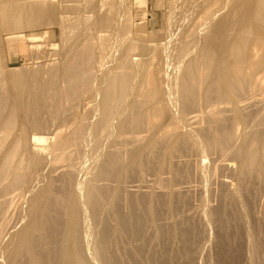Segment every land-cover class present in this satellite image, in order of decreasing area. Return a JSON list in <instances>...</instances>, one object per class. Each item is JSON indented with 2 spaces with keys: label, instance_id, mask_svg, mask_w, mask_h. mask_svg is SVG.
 <instances>
[{
  "label": "bare ground",
  "instance_id": "1",
  "mask_svg": "<svg viewBox=\"0 0 264 264\" xmlns=\"http://www.w3.org/2000/svg\"><path fill=\"white\" fill-rule=\"evenodd\" d=\"M25 1L26 2H24L23 0H1L0 21L2 20L1 22H3V24L2 23L0 24H2L1 26L3 32L8 31V33L12 34L11 36L15 37L19 33H21L22 29L33 30L34 27L36 28L38 26L41 27L48 26L49 28H47L46 34L44 33L45 35H47L49 34V30L52 27H54L53 22L56 20V18L57 19L60 18L64 22V16L63 17L61 16L64 13H60L59 10L56 11L53 9L50 10L45 9L37 5L38 1L35 2V0L34 1L25 0ZM204 1L206 2V0ZM220 1L223 0H214V2L212 0L211 2L210 0H207L206 2L207 4H204L205 8L207 9L209 7V9L211 8L213 9L214 6H215L214 8L223 7L219 5L222 3V2L220 3ZM224 1L223 4L226 3ZM228 1L231 2L232 0H228ZM228 1H227V6L229 5ZM233 1L234 2L231 4L232 6L228 7V9L231 8L229 9L230 11L225 12V14L223 11L225 10L224 7L222 8L223 10L220 8L219 11L222 10L223 11L222 14L224 15L221 14L222 16L219 18L217 17V15L219 14V12H217L218 9L217 8L214 9L216 11L215 12L216 17L214 16V18H218V19L217 20L212 19V21L213 20L214 21L211 26L209 23L210 21L208 22L209 29L211 28L210 30H212L211 33L212 35H210V33L208 32L209 29H207L208 31H205L202 28L203 25H201L203 23H206L207 20H209V18L207 20L205 19V21L202 19L204 22L201 24H199L200 23L199 20L195 21V19H198L200 16L198 18L196 17L195 19L193 18L192 19L193 21L191 20L192 24L194 23V21L195 23L198 22L199 26L196 23V26L198 28L202 26L201 28L209 34L208 38L205 36L207 35V33L204 34L205 32L203 33V30H201V28H199L197 32V29H195L197 28L196 26L193 27L194 25H192L190 21L181 18L183 22L188 21L190 23L187 24L192 25L193 28H191L188 25L189 28L192 29V30L190 29V31L192 32L189 31L191 33V38L196 37V40L194 41L196 42L198 40L200 41L202 40L201 42L203 44H198V46L199 45L201 46L196 47L197 50H194L195 44L199 42L194 44L193 39L192 41L187 40V39L190 40V36H189L190 33L187 31L188 30L187 25L184 24L181 20V23L186 25L187 30L185 31L189 33V35L186 33V36L188 35L187 37L189 38L186 37L187 41L185 40L182 41L181 43L179 41L177 42L178 46L175 48L176 53L173 51L175 55L172 52L173 55L170 56L171 52L169 53V51L168 53H165V54H169L171 59H173L172 60L173 62L170 61L172 62L173 65L177 61V63L179 65L181 64L180 66H182V67L178 66L181 70L179 71V73L177 72L178 74L175 76V82H174L175 84H174V88L172 87V91L169 90L171 88L170 86H169L170 88L168 87L166 88L167 92H169L168 94H170V92H173V97L168 95H166L165 97V99L169 97L173 98V99L171 98L172 100L169 98L170 101L168 100L169 101V105L167 104L168 107L167 105L165 107L163 104L165 103L163 102V98L167 93L166 92L165 94H163V91H165V89L162 92H159L158 89H156V86L158 87L157 85L158 83L155 82L154 80L153 81L155 82V85L151 83L152 81L150 82V79L149 80L146 79V81L141 82L143 78H145V77L143 78L140 77L143 76L142 75L143 72H141L143 69H141V67L140 68L136 67V69L137 70L141 69V71L140 70L138 71H140L142 74L138 72L141 74L138 77L139 79L141 78L142 80L140 79L141 81H139L137 79L141 83L136 82L135 80L136 74H133L131 71L134 70L133 67L134 65L136 66L137 64L135 63L138 62L132 59L133 57L131 55L132 54L131 50L133 51V49H130V47H127L130 49V50L126 49L129 50V53H127L124 59H122L119 68H117V70L113 72V74H109L108 71H106L111 76L105 77L95 84L96 82L95 81L96 75H94L96 74L94 71L95 61L93 62V60L95 59L93 58L96 57V56L94 57V55H96L97 53H93L95 52L94 51L95 46L94 48H92L93 47L92 43L91 44L90 42L87 43L89 39H90L89 41H91L92 38L95 37L90 36V33L87 34L84 31L82 32H84L85 35H89L92 38L88 37L87 39V36L86 38L85 36H81L84 37V39L86 40L85 42H82V40L84 39H81V37H77L75 35V37L79 38V41L82 42L80 43L77 39L75 41L73 39V36H71L75 42L71 43L72 45L70 44L69 47L67 46L68 47L67 49L65 47V51L63 49L64 54L62 59H60L61 61L59 60L60 62L55 63L51 68L48 66V68L50 69L43 73L37 72L38 70L37 71L25 70V72L23 70H22L23 72L22 71L17 72L16 70L13 72L12 70L11 72L5 71L4 66H2L3 63L1 62V53H0V71H2L3 73V76L0 78L4 79L3 82L0 80V185L6 183L3 185L4 188L3 186L0 187L2 189V190L0 189L1 190L0 193L4 189L3 191L4 193H2L0 197L1 196L4 197L3 194H5L6 197L9 194L11 195V193L12 194L14 193V195H16L17 192L15 194V191H18L19 198L17 201L20 202L19 201L20 197L21 199H23L21 200L23 204H21V202L19 203L20 205H22L21 207L22 213L20 212L21 215H19V217L17 216L19 220H16L15 218L14 221L16 223L18 222L17 226L15 224L16 227H14V231L12 230L11 232L9 231L10 234L9 235L7 234L8 237L4 238L7 239L5 240L6 242L3 243L2 241H0V243L2 242L1 245H3L0 248V264H180L179 263L180 259H185L189 261L190 256L192 257L191 253L194 254L195 256V253L192 251L196 249H193L192 245L195 243V240L198 241L199 239L198 237L200 230L198 231L197 229H199L200 226L197 223H195L199 226V228H197V226H194L196 227L195 229L194 227H192V225H190V223H192L191 222L192 218L191 217L189 218L188 217L189 215L186 214L189 212V214L191 215L192 209L190 212L189 211L190 206L189 207H187V205L184 206L185 203L182 202V205L185 207L184 211H186L189 208L188 212H186L185 215L184 213H182L183 211L181 209L179 210V213L176 211L180 208L179 204H181L180 202L182 201L183 198L179 196L180 195L179 193H182V191L177 193L180 190L177 191L174 187L178 186L179 184L181 186L182 183H180V179L182 178L181 182H183L184 179L186 180V177L189 172L188 170H187L188 173H186V171L184 172L183 168L181 170V166L183 167L182 163L180 168L178 167L179 165L177 166V163H175L176 161L178 162V160L180 159L179 155L177 156L178 160H176L177 158H175L176 160V161L174 160L175 162L171 160L174 155L176 156L177 153H182L185 156V153L187 150H189V148L190 149L192 148L200 153L199 154L201 155L200 161L202 164L204 163L205 159L207 160V158L209 159V156L213 155L212 152H214V149H219L221 152H223L221 154H224V152H228V154L230 152L233 153V158L235 162H237V167L235 166L236 170L234 166L231 167L230 164L231 162L227 163V165L230 164L228 169H230L231 167L235 170V172L233 171L234 176H232L233 173L232 175L230 174L233 178L232 179L233 181L231 180L232 182L230 181L227 182L224 180L225 182L222 183L220 180L221 183L220 185L222 187L223 185H225L226 187L224 186V188L228 187V190L231 189L232 191V192L230 191L231 194L229 193L230 194L229 196L224 195V197L226 196V198L228 196L227 200L222 196L226 200V202L222 204V207L220 208L218 207L220 203L217 202L221 199L219 197L221 195L218 196L219 200L216 198L218 201L216 202L213 201L214 203L218 204L217 205L218 208H215L216 204L212 203L213 204L212 205L210 203L212 199H210V201L207 202L210 203L209 204L210 206L211 205L213 206L212 209L213 211L209 210L210 213L208 212L209 214L207 215L208 217L210 216L212 223L216 226L217 229L216 231L217 233L214 231L217 234L216 237H214L216 238V241L215 239L213 238L212 239L216 242V243L214 242V244H216V249H218L217 256L219 258L218 257L217 258L218 261L220 260L219 263L221 262L222 264H240L241 258L239 256L240 254L242 255L241 252L244 244V242H242V239L245 240V243L247 242L246 243L247 245L244 244V246L246 245V247L251 252V253L247 252L251 254V259H250L251 261L248 260L249 257L247 255L248 257L247 261H250L249 264L262 263L263 260L261 259L263 258L260 256L262 254L264 255V238H263L264 236L262 234L264 231L261 234L259 232L264 230V227L260 226L262 221L261 222L258 221L260 222V225L257 224L258 223L257 222L258 219H256L257 217L254 218L256 219L255 221H252L254 220L252 219L253 218L252 216H254L252 214L258 213L257 212L258 208L256 210L255 209L256 206H255L254 209L256 210V212L253 213L251 212L253 209L251 210L252 202L250 201V198L253 196H249V194L252 193L253 195L254 191L251 193L250 191L253 189L252 187L255 184L254 180L255 181L260 180L261 182L262 180H264V0H233ZM200 2L202 3V0ZM201 3L197 5H200L201 7ZM118 5L119 4L117 3V6ZM179 5H181V3ZM204 5L202 6V8L204 7ZM63 6H61V8ZM69 6L70 5H68V7ZM92 6L94 7V5ZM92 6L90 8H93ZM64 8L66 9L65 6ZM197 8L199 9V7ZM69 9L72 8L69 7ZM95 9H93V11ZM104 9L102 11L106 13L105 12L106 9L105 10ZM212 9L209 11L206 10L207 12L203 11V13H208V14H203V16L209 15L210 11H212L211 14L209 15L210 17L211 15H215V13L212 14L214 11ZM107 10L109 11V9ZM67 11H65V13L67 12L68 15L69 10L67 9ZM93 11L92 13H94ZM74 12L75 11H73V13ZM176 12H178V10H176ZM198 13L199 12H196V14ZM190 14L192 16V14L194 15L195 13H190ZM104 15L105 14H103L102 17L98 18L97 20L101 29L99 30L101 31V34H102V30L104 31L105 28L110 29L111 26L113 27L111 23L113 20L111 21L109 18L111 15L110 14L109 16H104ZM185 16L184 18L187 19L189 15L187 17ZM129 17L131 16L129 15ZM90 18L91 17H89V20H91ZM178 18H176V20ZM67 19L69 20L68 17ZM71 20L73 19L71 18ZM76 20L78 21V18ZM73 21L76 22L75 20ZM80 21L81 20H79L78 22ZM66 22H64V24ZM82 22H84V20H82ZM174 22L175 21H173L172 23L174 24ZM85 23L87 24L88 22ZM208 23L207 25H205V28L206 26H208ZM116 24L118 23L116 22ZM178 24H176V26ZM68 25H70V22ZM71 25L74 26L75 23ZM172 26L175 27L174 25ZM116 27L118 26H115V29H118L119 32L118 30L116 31L115 29L113 31L119 34L121 30L119 27L118 28ZM84 29L85 28H82V30ZM110 30L105 29V32ZM166 30L167 32L169 31L168 29ZM199 30L202 31V34L204 35L200 34ZM75 31L77 33L79 30L78 31L75 30ZM91 31L94 32V30L92 29ZM177 31L180 32L179 30H176L174 32L176 33ZM71 32L69 34H71ZM174 32L173 31L171 32L170 30L169 35L171 36L172 33ZM109 33L110 32H108L107 34ZM175 33L173 36H176ZM181 33L183 34V32H180L179 34L181 35ZM44 34L43 35L33 34L27 36L26 38L34 40L35 38H38V36L40 38H43L45 36ZM103 34L101 36H103ZM63 35H64V31H63ZM109 36H111V33L109 34ZM109 36L108 35L105 36L107 37V40ZM68 37H70V35ZM105 37H101V39ZM171 37H169V39ZM184 37H185V32H184ZM174 38H177L176 40H178L177 36ZM180 38H182V36ZM62 39L61 41L59 40L60 43L62 42ZM117 39L115 38V40ZM66 40H65V44H66ZM73 40H71V42H73ZM96 40H93L91 42H93V44L95 45L94 42ZM110 40H114L113 37H111ZM68 41L70 42L69 39ZM173 41H175V39L172 40V42ZM109 42L111 43L112 41ZM118 42H116V44ZM110 43L109 44L107 43L106 45H110ZM124 44L125 43H123V45ZM130 44L131 43H129L128 46ZM166 44L172 47V44L171 43L169 44V40H167ZM173 44L176 43L173 42ZM168 45H166V47H168ZM111 46L112 44L110 45V49H112ZM146 46L145 48L141 46H140L141 48L138 47V49L140 48L139 50L135 48L137 47V45L133 47L136 50H138V53L141 56L139 57L141 58L142 63L143 64L147 63L145 64L147 66L149 62L155 60H150V58L154 59V56L150 55L151 53L149 50L150 45L149 47H147L150 53H148ZM106 49L107 48L105 47V49L101 51L104 52L105 50L106 52ZM110 49L108 48V51ZM163 49L164 48L162 47V50ZM169 50L172 51L174 50V48ZM108 51L106 53L107 55H109V52L111 50L109 52ZM102 52H100V54ZM115 52L117 53L119 51L116 50ZM115 52L114 53L111 52V53H113L114 55ZM124 52L126 53V51ZM190 53L192 56L190 55ZM101 56L103 57V55ZM117 57L118 56H115L116 59ZM107 59L108 56L106 60ZM165 60L168 61L167 58ZM174 60L176 61L174 62ZM116 62L117 61H115V63ZM142 63L140 62V65ZM145 65L143 66L145 67ZM148 66H150V64ZM131 68L133 70H131ZM148 71L145 70V72ZM130 73H132V76H134L135 78L134 81L137 83L135 85L136 87L134 86L135 88L131 87V82L133 77L131 76ZM108 74H106V76ZM151 74L152 72L149 73V76ZM1 75L2 74H0V76ZM144 76H148V74ZM5 83H7L6 86H4ZM93 84L96 85V90H95L96 92L94 94L95 96L92 95L93 98L91 100L93 101L94 99V101L96 102V105L94 104L96 109L94 107L91 108V106L90 108L93 111L95 110L97 113L95 115L93 114L95 116L94 117L95 122L94 123L92 122L93 124H89L87 122H89V118L93 116L91 115V111H90L91 109L89 110L88 108L85 107L90 111V113L88 110H87L88 114L82 112L81 110L80 111L82 113H80L79 103L75 104V102L77 100H81L88 87H91ZM168 85H170V83H168ZM253 91H255L254 92L255 94L252 96L253 97L252 98L251 93H253ZM251 98L253 100H251ZM250 105L252 106V108L257 107V109L253 110L252 108H250L251 107ZM66 107H68V109L70 108L69 110L70 112L73 113L78 112L80 114L78 116L79 119L77 118L76 120L69 121L68 118L62 117L65 116L64 115L65 113L61 111ZM250 109L252 111H250ZM95 111L92 113H95ZM58 112L63 113L61 117L64 118L63 120L61 119L63 123L60 122L59 124L62 125L64 124V126H66L67 129L62 131L58 129V132L55 134L54 138H52V143H50L51 145L50 148L47 147L49 149V154L48 156L45 157L42 156V152L40 155V151L36 150L37 148L35 147L37 144H41L45 142V140L37 137L31 138L30 135L32 134L31 132L33 131L34 132L39 131V133H41L40 131H44V130L50 131V129L48 130V128H46V122L43 121V118H46L45 116L46 114H49L47 116H50ZM226 113L227 115L228 113H230L231 117L229 118L225 117L224 115H226ZM201 114H205L204 121L208 119L209 123L210 124L212 123L215 126L210 125L209 127L211 129H209L207 125H204L205 128H202L203 126H200V123L204 121L202 120H201L202 122L200 121V119H202ZM51 117L52 116L47 117L48 119L50 118L49 119L50 122L53 119ZM47 118L44 120H47ZM57 124L55 125V127L57 126ZM198 124L200 127L197 126ZM48 125L49 124H47V127ZM51 126L50 128H53ZM213 127L217 128L215 132H212ZM160 131H163L161 132L162 137L158 134L160 133ZM146 133H149V135L145 137L144 135L143 137L141 136L142 134H146ZM103 134L105 135L102 137ZM157 135L160 136L161 140L160 138L159 140H157L158 139L156 138ZM101 137L102 138L106 137V139L103 140L104 142L102 141ZM136 142L139 145L136 144L137 146L135 147L133 146V149L131 148L132 150L130 149L131 152L128 151L126 147L127 144L129 146L130 143L133 145V143ZM121 143L126 144V146L124 144L123 146L126 147L127 153L130 152L129 154L130 157L127 158L128 159L127 162H125L124 160L126 156H124V159L122 158L124 153H121L122 148H119L122 147ZM117 144H119L120 146L118 147ZM115 145L119 148V151H115V149L113 148ZM74 146L76 148L78 147V149L76 150H79V152L81 147L82 150L80 153L84 151V147L88 146L86 148L87 151L85 149L84 153L86 154L87 152L86 155L91 160L90 162L91 167L87 168L88 170L84 173L80 171L81 169L80 170L78 169L79 162L78 164L74 162L75 166L77 164L78 167L77 170H79L81 174H86L84 181L79 184L78 182L77 183L75 182L76 179L78 180L77 174L73 175V173L76 172L71 170V168L75 170L76 169L75 166L68 168L69 171L64 172L63 169L64 167L67 166L70 167V165H72L73 163V162H69L71 163L69 165L67 162L65 164V162L68 160L69 156L71 155V154L69 155V151H71V147L73 148ZM150 147L152 148V155H153L152 158L150 156L151 159L147 158L149 156L146 155V152H148ZM230 149H233V152L229 151ZM73 151L76 153V155L79 153L78 151L77 152L75 150ZM74 152L71 151V153ZM228 154L225 155L227 156V159H228ZM81 155L78 156L81 157ZM120 155H122V157ZM196 155L197 157H199L198 153ZM73 156L74 154L72 155V157ZM193 156L195 155L193 154ZM219 156L221 157V155ZM222 157L224 156L222 155ZM165 158L166 159L168 158L167 161H169V163L165 160ZM230 158L233 160L232 156H230ZM71 159L72 158H70V160ZM210 159L209 161L206 162H210L211 161ZM75 160L73 157L72 161ZM81 160H80L81 162L86 161L84 159ZM122 160H124V162ZM217 160L219 159H216L215 161L217 162ZM157 161L160 163L156 164ZM170 161H173L175 164L173 162L171 163ZM200 161H198V163ZM215 161L214 163L210 162V165L215 164L216 163ZM221 162L224 163L223 160ZM63 163L65 165L64 167L62 166ZM164 163L166 164L165 167H164ZM80 164L82 166V163ZM222 164L221 165L218 164L219 165L218 167L222 166ZM234 165H236V163ZM81 166L80 168H82ZM158 166L161 167L162 169L165 168V170H167L166 173H169V175L165 174V177H162L161 179L163 178L165 179L167 176H170L172 174L173 176L172 180H174L173 183L177 184V182L175 181L179 180V183L177 185L175 184V186L173 187L175 189V192L173 191L172 194L168 193L170 194L171 201L167 199L169 197H167L166 199L170 201L169 202L170 209L173 210V212L176 211L175 214L178 213L180 214V216L181 214L184 215L182 217H184L186 220L189 218L190 223L185 221V225L184 223H182L183 225L181 223H180L181 225H179L178 222H181V220H179L182 218L181 217L178 219L177 223L174 220L176 224L172 225V227L170 226L167 227L168 225L166 222L168 220L166 218L167 221L165 222L164 217L166 216H163L164 206L166 204L165 199L163 201L164 190L162 189V187H160V185H158L159 189L161 188L162 189L161 191L163 193H161L159 189L155 190L158 187H154V188L152 187L158 184L156 182H160V181L155 182L150 180L152 181L150 182L148 180L149 182L147 181L145 187L142 186L144 185L142 183H141L142 185L140 184L141 187L133 183L134 180L136 183L139 180L138 179L139 177L135 176L136 174L138 175L137 172L151 171L152 173V171H155V169H159L157 168ZM224 167H228V166L224 164ZM224 167H222V169ZM208 168L206 167L204 168L206 170L205 171L203 170L204 174L202 179L197 178L196 180H202L205 191L209 193L211 189L209 188L210 187L209 183H214V180L210 181L211 178L209 176L211 175L212 170H213L212 173H214V169L211 166L210 169ZM228 169L224 168L223 171H220L221 174L226 170H227L226 173L229 174ZM192 172L193 171H191V175ZM162 173L161 175H163ZM193 173H195V170ZM224 173L222 174V176L224 175ZM56 174H59L60 176L58 177L56 176ZM75 175H76V179H75ZM230 175L229 178L231 177ZM134 176L138 179L137 181L136 179H134L135 178ZM149 176L152 177V174ZM200 176H202V174L199 175L198 177L200 178ZM227 176L228 175H225L226 178H228ZM146 177L147 176L144 177L143 180L144 182H146L145 181ZM183 177L185 178L183 179ZM192 177L193 176H191V178ZM131 178L134 180H132ZM80 179H82V177ZM129 179H131L132 181H129ZM154 179L155 178H153V180ZM167 179L168 181H170L169 177ZM188 179L190 180V178ZM193 179L195 178L193 177ZM193 179L191 182H193ZM58 180L60 184L62 183V185L60 186L57 185ZM126 181L127 182L129 181L130 185H128L129 184L128 182L126 184L128 186H123L126 183ZM164 181H166V179ZM258 181L257 183H259ZM251 182L254 183L252 184ZM202 183L200 184L201 187H202ZM133 184L136 186H134ZM184 184L183 186L185 187L186 184L185 185ZM210 185L213 186L212 184ZM164 186L163 188L167 187ZM168 186H170V184ZM222 187L220 188L223 189ZM136 188L137 190L142 192L141 196L139 198L137 197L138 199L134 198L135 196L134 192H136ZM149 188L150 189L153 188V191L149 190L150 191L149 192L148 191ZM213 188H212V192H214ZM177 189H179V186ZM123 191L127 192L128 195L130 196L129 197L130 199L126 198L128 200V206H129V213L127 214L126 212H124L125 213L124 214L121 210V205H122L121 203L124 201L121 200ZM185 191L186 190H183L182 194H184ZM205 191L203 190V192ZM203 192L201 191L202 194ZM222 192L223 191L221 190V193ZM210 194L212 193L210 192ZM208 196L209 198L212 197L211 195H207V197ZM180 198L181 201L179 200ZM6 199L3 200V203L2 201H0V212L2 211L3 214L7 213L8 210H10L8 205L11 202H12L11 204H13V200H15L13 199V197H12L13 200L11 202H10L11 197H9L10 200L7 199L9 202ZM17 201H15L16 204ZM204 201L206 200L204 199ZM254 201L256 202V200ZM19 204L17 206H19ZM13 206L14 205H12L11 210H14ZM210 206L208 207L211 209L212 207ZM18 208L19 207L15 208L16 212H18L17 211ZM11 212L10 214H12ZM18 213L16 214L18 215ZM194 213L195 212H193V214ZM10 214L8 213V216ZM185 216H187L188 218H186ZM2 217L4 220L3 215ZM8 218L9 217H7L6 219ZM161 219H163L162 222H160ZM262 219L264 220V217ZM209 220L210 219H208V221ZM183 221L184 220H182V222ZM248 221H250V225L247 224L249 227L248 226L246 227V223ZM1 223L4 224L6 223L4 221L3 222L0 221V226L2 227L4 226L6 228V226L4 224L1 225ZM160 223L162 225H160ZM165 224L167 225L166 227ZM148 228H153L154 230ZM147 229L151 231L153 230L154 233L153 234L151 233L152 235H149ZM151 231H149V233ZM1 233H3V231ZM257 233L262 235L263 240L261 239V236L259 234L257 235ZM202 234H203V230L201 231V235ZM201 235H200V239L202 238ZM173 239L178 240L180 243L179 246L180 248L177 246L178 245L177 243H176L177 245L175 244L179 248V249L176 248L178 250V251L176 250L177 252L174 250L172 252L171 251L172 249L171 250L169 249L172 248L170 246L173 243L171 244L170 240H172L173 242ZM169 242L171 245L169 244ZM241 242L243 243L242 246H241ZM196 243L194 245H196ZM199 246H201V244ZM194 248H196V246ZM185 260L183 261L186 263ZM184 262L181 263L184 264Z\"/></svg>",
  "mask_w": 264,
  "mask_h": 264
},
{
  "label": "rangeland",
  "instance_id": "2",
  "mask_svg": "<svg viewBox=\"0 0 264 264\" xmlns=\"http://www.w3.org/2000/svg\"><path fill=\"white\" fill-rule=\"evenodd\" d=\"M24 2H26L25 0H23ZM32 1H34V0H32ZM38 1V3H37V5H39V6H41V7H43V8H45V9H53V10H59L60 11V13H64L63 15H61L62 17L64 16V22H66L68 19H67V17L69 18V20L64 24V22L59 18V19H57L56 18V20L53 22V26L54 27H52L50 30H49V34H47V35H45L46 34V32H47V28H49L48 26H46V27H44V26H38V27H34L33 28V30H24V29H22L21 30V33H19L17 36H11L12 34H10V33H8V31H6V32H3V30H2V24H3V22H1L0 21V23H2V24H0V53H1V62L3 63L2 64V66H4V70L5 71H10L11 72V70H12V72L13 71H19V72H21L22 70L25 72V70H27V71H31V70H35V71H37V72H39V73H43V72H45V71H48L55 63H58V62H60L61 60L60 59H62V57H63V54H64V51H65V47H66V49L70 46V44L71 43H74L75 41H76V39L79 41V38H76L75 37V35L77 36V37H81V36H85V38H86V36H87V39H88V37L89 38H92V37H95V38H92V40L91 41H93V40H96L94 43H95V45L93 44V42H91V41H87V43H89L90 42V44L92 43V48H94V46H95V52H93V53H97L96 55H94V57L96 56L97 57V59H96V57L95 58H93V59H95V60H93V62L95 61V70H94V68H93V70L95 71V73L96 74H94V75H96L95 76V84L96 83H98L101 79H103V78H105V77H108V76H111V75H109V74H113V72H115L116 70H117V68H119V66H120V64H121V62H122V59H124V57H125V55L127 54V53H129V50L130 49H133V51L131 50V52H132V59H134L136 62H138V63H135V64H137L136 66L134 65V67H133V69L131 68V70H133V71H131L133 74H136V79L134 78V76H132V73H130L131 74V76L133 77L132 78V82H131V87L133 88L137 83L136 82H139V81H141L140 79H139V77L138 76H140L142 73L141 72H143V76H140V77H145V78H143V80L141 81V82H143V81H146V79H150V82L152 83V84H154L155 85V82H157L156 84L158 85V87L156 86V89H158V91L159 92H162L164 89H165V91H163V94H165L166 92H167V87L168 88H170L169 90L170 91H172V87L174 88V82H175V76L179 73V71L181 70L178 66H180L178 63H177V61L176 60H174V62H175V64L174 65H176V66H174L173 64H172V60L173 59H171V57L170 56H172L173 55V53L175 52L176 53V50H175V48L178 46L177 44V42L179 41L180 43L182 42V41H185L187 38H189V37H187L188 35H189V33L190 32H192V31H190V29L191 28H193V27H195L196 26V23L198 24V22H196L195 23V21H200V23L199 24H201V23H203L204 21H205V19L207 20L208 18H209V20H207V22L206 23H203V24H201V25H203V27L202 26H200L199 28H203L205 31H208L207 29H209V23H210V26L212 25V23H213V21L214 20H217L219 17H221L222 15H224L225 14V12H227V11H230L229 9H231V8H229L228 9V7H231L232 5V3L234 2L233 0L231 1V2H229L228 0H223L224 2H226V3H224L223 4V1H220V3L222 4H219L220 6H223L224 7V9L226 10H223L222 8L223 7H220L219 5V7L224 11V14H222V10L221 11H219L220 10V8H217L218 9V11L217 12H219V14L217 15V17L218 18H214V16L216 17V11L214 10V9H216V8H214L213 7V9L212 10H214L213 11V13L212 14H214L215 13V15H211V17L209 16L210 14H211V12L212 11H210L209 13V15H205V16H203V14H208V13H203V11L204 12H207V11H209V10H211V9H209V7L207 8V9H209V10H207L206 8H205V5L204 4H207L206 2H207V0H206V2L204 1V0H202V3L200 2L201 0H171V3H170V0H35V2H37ZM94 1V2H93ZM118 1V2H117ZM128 1V2H127ZM189 1V2H188ZM192 1V2H191ZM194 1V2H193ZM196 1V2H195ZM199 3H198V2ZM204 1V2H203ZM213 2H214V0H212ZM227 1L229 2V5L227 6ZM0 2H1V0H0ZM93 2V3H92ZM101 2V3H100ZM111 2V3H110ZM113 2H114V4H113ZM115 2H117L119 5L117 6V3H115ZM120 2V3H119ZM184 2V3H183ZM210 2H211V0H210ZM212 2V3H213ZM89 3H92V4H89ZM96 3V4H95ZM181 3V5H179V4ZM188 3V4H187ZM191 4V6H190V4ZM195 5H194V4ZM201 3V7H200V5H197V4H200ZM208 3H209V1H208ZM1 4V3H0ZM111 6H110V5ZM116 4V5H115ZM127 4V5H126ZM172 4V5H171ZM187 4V5H186ZM194 6H193V5ZM211 4V3H210ZM210 4H208V5H210ZM66 7V9L64 8V6ZM68 5H70L69 7L70 8H72V9H69V7H68ZM92 5H94V7L96 8H94ZM99 5V6H98ZM103 5V6H102ZM107 5V6H106ZM115 5V6H114ZM178 5H179V8H178ZM182 5H183V7H182ZM204 5V7L203 8H205V9H203L202 8V6ZM212 5V4H211ZM225 5V6H224ZM61 6H63L62 8H61ZM88 6V7H87ZM93 7V8H90V7ZM122 6V7H121ZM173 6V7H172ZM184 6H185V8H184ZM187 6V7H186ZM193 6V7H192ZM199 7V9L197 8V7ZM102 9H101V8ZM109 7V8H108ZM126 7V8H125ZM196 7V8H195ZM206 7H207V5H206ZM211 7V6H210ZM226 7V8H225ZM107 10V9H109V11L107 10H105V9ZM111 8V9H110ZM117 8V9H116ZM120 9V11H119V9ZM178 8V9H177ZM187 8V9H186ZM195 10H194V9ZM201 8V9H200ZM67 9L69 10V13H68V15H67ZM73 9H75V10H73ZM85 9H87V10H85ZM88 9H89V11L90 10H92L93 11V9H95L96 10V12H95V10L93 11L94 13H92V11H88ZM105 10V12L106 13H104V11H102V10ZM179 9H180V11H179ZM203 9V10H202ZM228 9V10H227ZM75 11L74 13H73V11ZM170 10H172V11H170ZM176 10H178V12L179 13H181V14H179L178 12H176ZM182 10V11H181ZM186 10V11H185ZM197 10V11H196ZM200 10V11H199ZM65 11H67L66 13H65ZM72 13H71V12ZM78 13H77V12ZM82 13H81V12ZM97 11H98V13H97ZM113 11H115V12H113ZM174 11V12H173ZM188 11V12H187ZM191 11V12H190ZM111 15L109 18H110V20L112 21L111 23H112V25H113V27L111 26L110 27V29L109 28H105V29H108V30H110V31H106L105 32V29H104V31L102 30V34H103V36H101L102 34H101V31H99V30H101L100 29V26H99V24H98V22H97V20H98V18H100V17H102V15L103 14H105L104 16H109V14ZM175 12H176V15H175ZM184 12H185V14H184ZM195 13L196 14V12H199L198 14H192V16H191V14L190 13ZM78 14V16H77V14ZM89 13V14H88ZM103 13V14H102ZM120 14V15H118V14ZM201 13V14H200ZM92 14V15H91ZM100 14H101V16H100ZM106 14H108V15H106ZM115 14V15H114ZM169 14V15H168ZM184 14V15H183ZM189 16H188V15ZM222 14V15H221ZM98 15H99V17H98ZM129 15L131 16V17H129ZM171 15V16H170ZM179 15V16H178ZM182 15V16H181ZM185 15H187V16H185ZM198 15V16H197ZM60 16V17H61ZM66 16V17H65ZM76 16V17H75ZM81 16H84V17H81ZM94 16V17H93ZM115 16V17H114ZM117 16V17H116ZM175 16V17H174ZM184 16L185 17H187V19L186 18H184ZM200 16V17H199ZM213 16V17H212ZM74 17V18H73ZM89 17H91L90 19L91 20H89ZM93 17V18H92ZM170 17V18H169ZM178 17H180V18H178ZM198 18V19H195V18ZM202 17H204V18H202ZM207 17V18H206ZM66 18V19H65ZM71 18L73 19V20H75L76 22H74L73 20H71ZM78 18V21L79 20H81L80 22H78L76 19ZM80 18V19H79ZM95 18H96V20H95ZM108 18V17H107ZM113 18V19H112ZM131 18V19H130ZM176 18H178L177 20H176ZM181 18H183L184 20H188V21H190L191 22V24H192V19L194 18L195 19V21H194V23L192 24V25H194L193 27H192V25L191 24H187V23H190V22H186V21H184L183 22V20L181 19ZM189 18V19H188ZM1 19V18H0ZM171 19V20H170ZM204 21H203V20ZM212 19H214L213 21H212ZM66 20V21H65ZM82 20H84V22H82ZM87 20V21H86ZM120 21V22H118V21ZM168 20H169V22H168ZM181 20H182V22L184 23V24H186L187 25V29H186V25H184L183 23H181ZM192 20V21H191ZM72 21V22H71ZM92 21V22H91ZM119 24H116V22ZM131 21V22H130ZM173 21H175L174 22V24L172 23ZM210 21V22H209ZM212 21V22H211ZM59 22V23H58ZM69 22H70V25H68L69 24ZM78 22V23H77ZM85 22H88L87 24L85 23ZM128 24H127V23ZM168 22V23H167ZM178 22H179V24H178ZM209 22V23H208ZM23 23H25V22H23ZM73 23H75V27L74 26H72L71 24H73ZM76 23H77V25H76ZM80 23V24H79ZM96 23H97V25H96ZM130 23V24H129ZM172 23V24H171ZM207 23H208V26H206V28H205V25H207ZM55 24H57V25H55ZM67 24V25H66ZM95 24V25H94ZM114 24H116V25H114ZM120 24H121V26H120ZM171 24V25H170ZM176 24H178L177 26H176ZM183 26H182V25ZM199 24H198V26H199ZM63 25V26H62ZM80 27H79V26ZM85 25V26H84ZM169 25V26H168ZM172 25H174L175 27H173ZM191 27V28H189V26ZM68 26V27H67ZM73 28H72V27ZM77 26V27H76ZM88 26V27H87ZM94 26H97V27H94ZM115 26H118L119 28H120V33L119 34H117L115 31H113L114 29H115ZM59 27V28H58ZM70 27V28H69ZM79 27V28H78ZM118 27H116V28H118ZM129 29H128V28ZM178 29H177V28ZM180 27H182V28H180ZM197 27V26H196ZM72 28V29H71ZM82 28H87L86 30L84 29V30H82ZM95 28V29H94ZM113 28V29H112ZM170 28V29H169ZM176 30H179L180 32H183V34L181 33V35L179 34L180 32H174V31H176ZM198 27L197 28H195V29H197V32H198V29H199ZM201 28V30H203ZM66 29V30H65ZM70 29V30H69ZM91 29L92 30H94V32L93 31H91ZM166 29H168L169 31L167 32V30ZM182 31H181V30ZM211 29V28H210ZM209 29V33H210V35H212L211 33H212V30H210ZM2 30V31H1ZM75 30H79L77 33H76V31ZM116 31L118 30V29H115ZM125 30V31H124ZM170 30H171V32L173 31L175 34H176V36L178 37V40H176L177 38H174V37H176V36H173L174 35V33H172V37L169 35V32H170ZM185 30H187L189 33H187V31H185ZM192 30V29H191ZM203 30V33L205 32ZM63 31H64V35H63ZM71 31H73V32H71ZM82 31H84L85 33H87V34H89L90 33V36H92V37H90L89 35H85V33L84 32H82ZM2 32V33H1ZM19 32H20V30H19ZM23 32V33H22ZM71 32V34H69ZM108 32H110L111 33V36H109V34H107ZM118 32H119V30H118ZM184 32H185V37H184ZM45 33V34H44ZM62 33V34H61ZM70 35V37L71 36H73V39L75 40H73L72 39V37L70 38V37H68L69 35ZM82 35H81V34ZM113 33V34H112ZM167 33V34H166ZM186 33L188 34L187 36H186ZM199 33L200 34H202V31H200L199 30ZM207 32H205L204 34H206ZM33 34H38V35H45L43 38H40L39 36H38V38H35L34 40L33 39H27L26 37L27 36H29V35H33ZM61 34V35H60ZM74 34V35H73ZM80 34V35H79ZM100 34V35H99ZM108 35L109 37H108V40H107V37H105L106 35ZM117 34V35H116ZM171 34V33H170ZM193 34V33H192ZM204 34H202V35H204ZM65 35H68V36H65ZM94 35V36H93ZM166 35H167V37H166ZM208 33H207V35H205L207 38H208ZM4 36V37H3ZM61 36V37H60ZM66 38H65V37ZM100 36V37H99ZM115 36V37H114ZM118 36H119V38H120V40H119V38H118ZM124 36V37H123ZM163 36V37H162ZM182 36V38H180V37ZM190 40L189 39H187L188 41H192V39H193V41L194 40H196V37H192L191 38V33H190ZM25 37V38H24ZM46 37V38H45ZM101 37H105V38H103V39H101ZM111 37H113V39L114 40H110L111 39ZM169 37H171L170 39H169ZM187 37V38H186ZM64 39V41H63V39ZM98 38H100V39H98ZM115 38L119 41H117V40H115ZM180 38V39H179ZM46 39V40H45ZM61 39H62V42L60 43V41H61ZM67 39V40H66ZM68 39L70 40V42L68 41ZM81 39H84V37H81ZM122 39V40H121ZM129 39V40H128ZM160 39V40H159ZM175 39V41H173V42H175L176 44H173V42H172V40H174ZM10 40V41H9ZM60 40V41H59ZM65 40H66V44H65ZM71 40H73V42H71ZM102 40V41H101ZM105 41V43H104V41ZM164 40V41H163ZM167 40H169V44L171 43L172 44V47L170 46V45H168V44H166L167 43ZM186 40V41H187ZM44 41H46V42H44ZM86 40L84 39V40H82V42H85ZM99 41H101V42H99ZM108 41V42H107ZM109 41H112L111 43L109 42ZM114 41V42H113ZM124 41V42H123ZM202 41V40H201ZM200 40H198V41H194V44L195 43H197V42H199V43H197V44H195V49L194 50H197V48L196 47H199V46H201V45H199L198 46V44H203L202 42H201ZM69 42V43H68ZM80 42V41H79ZM82 42H80V43H82ZM98 42V43H97ZM116 42H118L117 44H116ZM126 42H127V45H126ZM135 42V43H134ZM166 42V43H165ZM201 42V43H200ZM104 43V44H103ZM109 44L110 43V45L112 44V46H111V48L112 49H114L115 51L117 50V51H119V52H115L114 50H112V49H110V45H106V44ZM121 43V44H120ZM123 43H125L124 45H125V47H124V45H123ZM129 43H131L129 46H128V44ZM142 45H144V46H142ZM145 43H146V45H145ZM2 44V45H1ZM37 44V45H36ZM59 44H61V45H59ZM63 44H65V45H63ZM69 44V45H68ZM115 44V45H114ZM134 44V45H133ZM140 44V45H139ZM72 45V44H71ZM103 45V46H102ZM137 45V47H135ZM139 45V46H138ZM149 45H150V47H149ZM165 45V46H164ZM166 45H168V47H170V48H168V47H166ZM175 45V46H174ZM180 45V44H179ZM197 45V46H196ZM39 46V47H38ZM43 46V47H42ZM68 46V47H67ZM103 47V49H105V47L107 48L106 49V52H105V50H104V52H105V54H104V52H102L103 51V49H102V47ZM116 46V47H115ZM118 46V47H117ZM136 48V49H138V47H144L145 48V46H146V48L147 47H149V50H150V52H149V50H148V48H147V51H148V53H150V55L151 56H154V59H151L150 58V60H155V61H151V62H149V64H150V66H146L145 64H147V63H142V61H141V56H140V54L138 53V50L141 48H139L138 50H136L134 47ZM164 48L163 50H162V47ZM2 47V48H1ZM34 47V48H33ZM62 49H61V48ZM101 47V48H100ZM113 47H115V48H113ZM121 47V48H120ZM127 47H130V49L129 48H127ZM133 47V48H132ZM161 47V48H160ZM108 48L111 50H109L108 51ZM118 48V49H117ZM174 48V50H172V51H170L169 49H173ZM63 49H64V51H63ZM123 49H124V51H126V53L123 51ZM126 49H129V50H126ZM166 49H168V50H166ZM37 50H39V51H37ZM102 50V51H101ZM107 51L109 52V55L110 56H112L113 55V53L115 52V54L112 56V57H110L109 55H107L106 53H107ZM168 51H169V53H170V56H169V54H165V53H168ZM174 51V52H173ZM36 52V53H35ZM56 52V53H55ZM61 52V53H60ZM63 52V53H62ZM100 52H102L101 54H100ZM111 52H113V53H111ZM124 54H123V53ZM162 52H164V53H162ZM173 52V53H172ZM111 53V54H110ZM122 53V54H121ZM136 53V54H135ZM138 53V54H137ZM175 53H174V55H175ZM37 54H38V56H37ZM57 55V56H55V55ZM155 54V55H154ZM165 54V55H164ZM62 55V56H61ZM101 55H103V57L101 56ZM106 55V56H105ZM122 55V56H121ZM124 55V56H123ZM166 55H168V56H166ZM190 55H191V53H190ZM54 56V57H53ZM105 56V57H104ZM107 56H108V59L106 60V58H107ZM115 56H118L117 57V59L115 58ZM119 56H121V57H119ZM140 56V57H139ZM151 56H149V57H151ZM192 56V55H191ZM191 56H189V57H191ZM110 57V58H109ZM36 60H35V59ZM104 58V59H103ZM153 58V57H152ZM163 58V59H162ZM168 59V61L167 60H165V59ZM171 60H170V59ZM60 60V61H59ZM104 60V61H103ZM106 60V61H105ZM113 60H115V61H117L116 63H115V61H113ZM121 60V61H120ZM142 63L141 65H140V62ZM170 61H172V62H170ZM54 62V63H53ZM114 63V64H113ZM119 63V64H118ZM51 64V65H50ZM113 64V65H112ZM117 64H118V66H117ZM139 64V65H138ZM152 64V65H151ZM171 66H170V65ZM101 65H102V67H101ZM112 65V66H111ZM143 65H145V67L143 66ZM48 66L50 67V68H48ZM110 66H111V68H110ZM117 66V67H116ZM136 67H138V68H140L141 67V69H143L142 71H141V69H138V70H140V71H138L137 69H136ZM143 67V68H142ZM180 67H182V66H180ZM109 68V69H108ZM146 68V69H145ZM147 68H149V69H147ZM151 68H152V71H151ZM179 68V69H178ZM1 69H3V68H1ZM43 69V70H42ZM164 69V70H163ZM170 69V70H169ZM173 69V70H172ZM40 70V71H39ZM145 70H149L148 72H145ZM163 70V71H162ZM22 71V72H23ZM106 71H108V73L106 72ZM112 73H111V72ZM137 71V72H136ZM168 71V72H167ZM1 73L0 74H2L0 77H2L3 76V73H2V71H0ZM138 72H140V73H138ZM152 72V74L149 76V73H151ZM154 72V73H153ZM178 72V73H177ZM94 73V72H93ZM145 73V74H144ZM167 73V74H166ZM171 73V74H170ZM106 74H108L107 76H106ZM138 74V75H137ZM146 74H148V76H144V75H146ZM174 74V75H173ZM171 75H172V78H171ZM153 76V77H152ZM170 76V77H169ZM99 77H101V78H99ZM4 78V77H3ZM99 78V79H98ZM153 78V79H152ZM162 78V79H161ZM171 78V79H170ZM174 78V79H173ZM134 79L136 80V82L134 81ZM139 81H138V80ZM145 79V80H144ZM152 79V80H151ZM0 80L3 82L4 81V79H1L0 78ZM155 82H154V81ZM173 81V82H172ZM141 82H139V83H141ZM172 82V83H171ZM168 83H170V85H168ZM3 84V83H2ZM7 85V83H5V85L4 86H6ZM170 86V87H169ZM136 87V86H135ZM134 87V88H135ZM96 90V85H92L91 87H88V89L86 90V92H85V94H84V96H83V98H81V100H77L76 102H75V104H77V103H79V106L81 107H79V112L80 113H82V112H84V113H86V114H88V111L92 108V107H94L95 109H96V107H95V105H96V102L94 101V99H93V101L91 100L93 97H92V95H94L95 94V91ZM93 92V93H92ZM251 92H252V90H251ZM255 91H253V93H251V97L255 94L254 93ZM169 92H167L166 94H165V96H164V98H163V102H165V103H163L164 104V106L166 107V105L168 104L169 105V101H170V99L173 97V92H170V94H168ZM258 93V92H257ZM166 95H168V96H172V97H169V98H167V99H165V97H166ZM88 97V99H87V97ZM90 96V97H89ZM95 96V95H94ZM253 98V97H252ZM251 98V100H253ZM87 99V100H86ZM173 99V98H172ZM171 99V100H172ZM90 100V101H89ZM169 100V101H168ZM250 100V101H251ZM167 101V102H166ZM81 103V104H80ZM92 104H93V106H92ZM95 104V105H94ZM89 105V106H88ZM168 105H167V107H168ZM90 106H91V108H90ZM251 106V105H250ZM88 108V109H86V108ZM93 108V109H94ZM250 108H252V106L250 107ZM86 109V110H85ZM253 110L254 109H257V107L255 108V107H253L252 108ZM70 110V108L68 109V107H66L65 109H63L61 112H64L65 114V116H62L63 115V113H61V112H58V113H56V114H54V115H50V116H52L51 118H53V116H54V118H55V120H54V118L51 120V122L49 121V119L47 118V117H50V116H47V115H49V114H46L45 116H46V118H47V120H48V122H47V120H44V119H46V118H43V121L44 122H46V128H48V130L50 129V131H47V130H44V131H40L41 133H39V131L37 132H31L32 134L30 135V132H29V135H30V137L31 138H34V137H37V138H40V139H43V140H45V142H43V143H41V144H37L35 147L37 148L36 150H38V151H40V155H41V152H42V156H48V154H49V149L48 148H50V143H52V138H54V136H55V134L58 132V129H60V131H62V130H65V129H67L66 128V126H64V124L62 125V124H59L60 122L61 123H63V121H61V119L63 120L65 117L66 118H68V120L69 121H72V120H76L77 118L79 119V113L78 112H70L69 111ZM82 112H81V111ZM88 110V111H87ZM249 110V109H248ZM67 111V112H66ZM87 111V112H86ZM91 111V115H95L97 112L95 111V113H92V112H94L92 109L90 110ZM90 111H89V113H90ZM250 111H252L251 109H250ZM68 112H70V113H68ZM61 113V114H60ZM72 113V114H71ZM57 115H58V117H57ZM60 115V116H59ZM67 115V116H66ZM92 116L91 118H89V122H87V123H89V124H93L94 122H95V120H94V117L95 116ZM202 115V119H200V121L202 120V121H204L205 120V114H201ZM229 115V116H228ZM228 115H227V113H226V115H224L225 117H227V118H229V117H231L230 116V113H228ZM64 117V118H62V117ZM191 117V116H190ZM189 117V118H190ZM93 118V119H92ZM57 119V120H56ZM59 119H60V121H59ZM92 121H91V120ZM55 121H56V123H55ZM201 121V122H202ZM206 121H208V119H206ZM206 121H204V122H202V123H200V126H203L202 128H205V126L204 125H207V127L209 128V129H211L209 126L210 125H212V126H215V125H213L212 123L210 124L209 123V121L208 122H206ZM91 122V123H90ZM93 122V123H92ZM206 122V123H205ZM51 123V124H50ZM58 123V124H57ZM207 123H209V124H207ZM47 124H49L48 125V127H47ZM57 124V126L55 127V125ZM202 124V125H201ZM52 125V126H51ZM54 125V126H53ZM59 125H61V126H59ZM50 126L51 127H53V128H50ZM198 127H200L199 126V124L197 125ZM206 127V128H207ZM207 128V129H208ZM52 129V130H51ZM217 128H212V132H215V130H216ZM241 130H242V128H241ZM47 131V132H46ZM43 132H46V133H43ZM161 132H163V131H160V133H158L161 137H162V134H161ZM241 132V131H240ZM240 132H239V134H240ZM39 133V134H38ZM51 135H50V134ZM238 134V135H239ZM35 135V136H34ZM105 134H103L102 135V137L104 136ZM143 135H144V137L145 136H147V135H149V133H146V134H142L141 136L143 137ZM159 135H157L156 136V138H158L157 140H159V138H160V136ZM52 136V137H51ZM51 137V138H50ZM101 137V138H102ZM50 139V140H49ZM104 139H106V137H104V138H102V141L104 140ZM160 140H161V138H160ZM106 141V140H105ZM104 142V141H103ZM125 143V142H124ZM124 143H121L122 145V147H119L120 145L119 144H117V146L119 147V148H122L121 149V153H124V155H123V157H122V155H120L123 159H124V156H126L125 157V162H127V158H129L130 156H129V154H130V149L132 148L133 149V146L135 147V146H137V145H139L137 142L136 143H133V145L131 144H129V146H130V148H129V146H128V144H127V146H126V144H124ZM127 143V142H126ZM45 144V145H44ZM49 144V145H48ZM123 144L127 147V150L128 151H130L129 153H127V151H126V147H124L123 146ZM135 144V145H134ZM137 144V145H136ZM43 145V146H42ZM85 146V145H84ZM116 146V145H115ZM113 147L114 149H115V151H119V148L116 146V147ZM48 147V148H47ZM75 147V146H74ZM72 148L71 147V151L72 152H74L73 150H75L76 152L78 151L79 152V150H76V149H78V147L76 148ZM80 147V146H79ZM88 146H86V147H84V151H82V153H80L81 152V147H80V154L78 153L77 155H76V153L74 152V153H71V151H69L70 150V148H69V155L71 156H69V158H68V160L65 162V164L68 162V164L70 165L71 163H69V162H75V163H77L78 164V162H79V164L80 163H82V166H81V164H80V166L82 167V168H84V169H82V168H80V166H79V164H78V167H77V164H76V166H75V163L73 164L72 163V165H70V167H68L67 165V167H64L65 165H64V163H63V169H64V172L65 171H69L68 170V168H71L72 166H75V170H73V168H71V170L72 171H75L76 173H73V175L74 174H77V177H78V180L76 179V175H75V179L77 180H75V182L77 183L78 182V184L79 183H82L83 181H84V179H85V175L86 174H81V172L82 173H84V172H86L88 169L87 168H90L91 167V160L87 157V152H86V154L84 153L85 152V149L87 148ZM116 148H117V150H116ZM124 148H125V150H124ZM129 148V149H128ZM44 149V150H43ZM131 149V150H132ZM123 150H124V152H123ZM189 150H191V151H189ZM189 150H187L186 151V153H185V156H184V154H182V153H177L176 154V156L174 155L173 156V158L171 159V160H175V158H177V156L179 155L180 157V159L178 160V158L176 159V160H178V162L176 161H174L175 163H177V166L180 168V166H181V163H182V165H183V167L181 166V170H182V168L184 169V172L186 171V173H188V175H187V177L188 178H190V180L186 177V180L184 179L185 177H183V179L185 180H183V182H181L182 181V178L180 179V183H182L181 184V186H180V184L178 185L179 186V189H177L178 188V186H175V184L176 183H173L174 182V180H172V178H173V176H172V174L170 175V176H167L165 179H166V181H164L163 179H161L162 177H165V174H168L169 175V173H166L167 172V170H165V168L164 169H162L161 167H157V168H159V169H155V171H152V173H151V171L149 172V171H147V172H143V171H141V172H137L138 173V175L136 174L135 176L136 177H139L138 179L135 177H132V178H134V179H136V181H137V183L135 182V180L134 179H132V180H134V184H136L137 186L139 185V187H141V185L142 184H144V185H142L143 187H145V184L147 183V181L149 180H152V181H160V182H156V183H158V184H156V183H154V184H156V185H154V186H152L153 188L154 187H158V188H156L155 190H158L159 189V186L158 185H160V187H162V189L164 190L163 192H164V194H163V201H164V199H165V206H164V215L163 216H166V217H164V219H165V222L167 223V225L165 224V227L167 226V227H172V225H174V224H176L177 222H178V219L179 218H181L182 216H184L185 215V213L186 212H188V210H189V208L186 210V211H184L185 210V205H187V207H189L190 206V212H191V209H192V213H191V215L189 214V212L188 213H186V214H188L187 216L190 218H192L191 219V222L192 223H190L189 222V218L187 217V216H185L186 218H188L187 220L184 218V217H182L181 219H179V220H181V222H178V224L179 225H181L182 223H184V225H185V221H187V222H189L190 223V225H192V227H194V226H197V228H199V226H200V228L199 229H197L198 231L200 230V233H199V239H200V235H201V231L203 230V234L201 235L202 236V238L199 240L198 239V241H196L195 240V243L197 242L199 245L201 244V246H199L197 243H196V245H192V247H193V249H196V250H193L192 252H194L195 253V256H194V254H192L191 253V255H192V257L190 256V258H191V260H190V258H189V261L188 260H185V259H180L179 260V263L180 264H183V263H181V262H184L183 260H185L186 261V263L184 262V264H222L221 262L219 263V261H218V256H217V252H218V249H216V244H214V242L216 241V238H214V237H216V231H217V229H216V226L212 223V221H211V218H210V216L208 217V215L207 214H209L210 213V211L209 210H211V211H213L212 209H213V204H216V207H215V205H214V207L215 208H220V207H222V204H224L225 202H226V200H227V198H228V196L231 194L230 193V191H231V189H229L228 190V187L227 188H224V186L225 185H223V187L220 185L221 183H220V180H221V182L223 183V182H225V181H230V182H232L233 180V178H232V176H234V172H235V170H236V167H237V162H235V160H234V158H233V153H229L228 154V152H224V154L225 155H227L228 154V159H227V156H225L224 154H221V153H223V152H221L219 149H214V152H215V154H214V152H212V154L214 155H212V156H209V159L210 158H212V159H210L211 161L210 162H213L214 163V161L216 160V159H219V160H217V162L215 163V164H211L210 165V162H206V161H209V159L207 158V160L205 159L204 160V163L202 164L201 163V159H200V157H201V155H199L200 153L199 152H197L196 150H194V149H190L189 148ZM86 151H87V149H86ZM194 151V152H193ZM213 151V150H212ZM217 151H218V153H217ZM229 151H232L233 152V149H230ZM151 152V153H150ZM44 153V154H43ZM120 153V152H119ZM147 153H149V154H147ZM187 153H189V154H187ZM196 156H193V154ZM198 153V156L199 157H197V154ZM216 153H217V155H216ZM220 153V154H219ZM74 154V160L75 161H72V159H73V157H72V155ZM82 154V155H81ZM128 154V155H127ZM81 155V157H79V156ZM146 155L147 156H149V157H147V158H150V156H151V158H152V148L150 147L149 148V150H148V152H146ZM211 155V154H210ZM216 155V156H215ZM219 155H221V157H222V155L224 156V157H220ZM77 156V157H76ZM189 156V157H188ZM193 156V157H192ZM230 156H232V158H233V160L230 158ZM219 157V158H218ZM70 158H72L71 160H70ZM86 158V159H85ZM150 158V159H151ZM193 158V159H192ZM81 159H84V160H86V161H84V162H81L82 160ZM168 159V158H167ZM167 159L165 158V160L167 161ZM198 159V160H197ZM224 161V163L223 162H221L222 160ZM81 160V161H80ZM124 160H122L123 162H124ZM164 160V161H165ZM181 160V161H180ZM186 160V161H185ZM192 160H193V162H192ZM214 160V161H213ZM221 160V161H220ZM226 160V161H225ZM230 160V161H229ZM88 161H89V163H88ZM173 161H170L171 163L173 162ZM180 161V162H179ZM197 161V162H196ZM198 161H200L199 163H198ZM156 162V161H155ZM168 163H169V161H167ZM173 162V163H174ZM231 162V163H230ZM160 162H158L157 161V163L156 164H159ZM166 163V162H165ZM164 163V167L166 166V164ZM174 163V164H175ZM184 163H186V164H184ZM191 165H190V164ZM195 165H194V164ZM209 165H207V164ZM223 163V164H222ZM227 163H230L231 164V167L232 166H234V168H235V170L233 169V168H231L230 167V169H228L229 168V166H230V164H228L227 165ZM236 163V165H234ZM90 166H89V165ZM202 164V165H201ZM221 165L222 164V166H220L221 167V169H222V167H224V164H226V166H228V167H224L225 169H228L229 171H228V173L229 174H227L226 173V171H224L223 173H224V175L222 176V174H221V172L220 171H223V169L221 170L220 169V167H218L219 165ZM233 164V165H232ZM88 167H87V166ZM187 165V166H186ZM189 165V166H188ZM197 165V166H196ZM85 166V167H84ZM202 166V167H201ZM209 168H208V167ZM210 166L214 169V173H212L213 172V170L211 171V175L209 176L210 178V181H213L214 180V183H209V188H211L210 189V192L212 193V194H210V192L208 193V192H206L205 191V188H204V186H203V183H202V180H196L197 178L198 179H202V177H203V174H204V171L206 170V169H204L205 167L206 168H208V169H210ZM214 166H215V168H214ZM236 166V167H235ZM163 167V166H162ZM177 167V168H178ZM193 168V169H191V168ZM198 167V168H197ZM202 169H201V168ZM220 169H218V168ZM77 168L81 171H79V170H77ZM188 168V169H187ZM199 168H200V171H199ZM211 168V169H212ZM86 169V170H85ZM70 170V171H71ZM165 170V171H164ZM187 170H188V172H187ZM194 170H195V173H193L194 172ZM204 170V171H203ZM191 171H193L192 172V175H191ZM199 173H201L202 174V176H200V178L198 177L199 175H201V174H199ZM234 171V172H233ZM80 172V173H79ZM158 172V173H157ZM163 174V175H161V173ZM61 173V172H60ZM141 174V176H140V174ZM154 173V174H153ZM232 173H233V175H232ZM81 174V175H80ZM152 174V177L151 176H149V175H151ZM156 174V175H155ZM189 174H190V177H189ZM199 174V175H198ZM232 176H231V175ZM82 175H84V176H82ZM160 176V178H159V176ZM197 176V177H195V176ZM225 175H228L227 177L228 178H226L225 177ZM229 175L231 176L230 178H229ZM56 176H60L59 174H56ZM142 176H143V178H142ZM145 176H147L146 178H145V181L146 182H144L143 180H144V177ZM191 176H193L195 179H193V177L191 178ZM217 176V177H216ZM220 176V177H219ZM82 177V179H80ZM170 178L169 180L170 181H168V179L167 178ZM216 177V178H215ZM221 177H224V178H221ZM142 178V179H141ZM153 178H155L154 180H153ZM156 178H157V180H156ZM160 180H159V179ZM213 178H215V179H213ZM131 179H129V181H132ZM147 179V180H146ZM187 179H188V182H187ZM192 179H193V182H191L192 181ZM230 179V180H229ZM164 182H163V181ZM172 180V181H171ZM194 180H195V182H194ZM225 180V181H224ZM232 180V181H231ZM80 181V182H79ZM128 181V182H129ZM148 181V182H149ZM152 181H150V182H152ZM190 181V182H189ZM197 181V182H196ZM199 181V182H198ZM258 181V180H257ZM257 181H255L254 180V182H255V184L257 183ZM263 181L264 180H262V182L259 180L258 182L259 183H257L256 185L258 186H256L255 184L253 185V189L250 191V193L251 192H253V195H252V193L251 194H249V196H253V197H251L250 198V201L252 202H250L251 203V205L253 206V208H252V206H251V212L253 213V212H256V210H257V208H258V210H257V212L258 213H256V214H252V215H254V216H252L253 218L252 219H254V218H256V219H258L257 220V222L258 221H262V223H261V225H260V222H254V223H257L258 225H260V226H262V227H264V220L262 219L263 217H264V197H263V193H264V184H263ZM127 181H126V183L123 185V186H128V185H130V182H129V184L128 185H126L127 183H128ZM175 182H177V184L179 183V180H177V181H175ZM246 182H249V181H246ZM254 182H251L252 184L254 183ZM59 183V180H58V182H57V185H62V183L60 184H58ZM142 183V184H141ZM161 183H163V184H161ZM173 183V184H172ZM186 184V186L184 187L183 186V184ZM202 183V187L200 186V184ZM4 184H6V183H4ZM4 184H2V185H0V187H2ZM133 184V185H134ZM141 184V185H140ZM170 184V186H168ZM176 184V185H177ZM184 184V185H185ZM190 184V185H189ZM210 184H212L213 186H211ZM262 184V185H261ZM136 185H134V186H136ZM172 185V186H171ZM193 185V186H192ZM163 186L164 187H166V188H163ZM175 186V187H174ZM183 186V187H182ZM192 186V187H191ZM216 186V187H215ZM255 186V187H254ZM150 187H151V185H150ZM178 191V190H180V191H176L177 193H179V192H181L182 191V193H183V190H186L185 191V193L184 194H182V193H179L180 195V197H182L183 199H182V201H181V198L179 199L181 202V204H179L180 205V208H179V206H178V210H176L178 213H179V210L181 209L182 211H180V212H182V213H184V215H182L181 214V216H180V214H178V213H176L175 214V212H173V210H171L170 209V204H169V202L171 201L170 200V194H172L173 193V191L175 192V189ZM177 187V188H176ZM189 187V188H188ZM201 187V188H200ZM214 187V188H213ZM220 187H222L223 189H221ZM226 187V186H225ZM3 188H4V186H3ZM153 188H149L148 189V191L150 190V191H153ZM168 188V189H167ZM198 188V189H197ZM212 188H213V191L214 192H212ZM258 188V189H257ZM1 189V188H0ZM128 189V188H127ZM161 188L159 189L160 191L162 190ZM172 191H171V190ZM190 189V190H189ZM201 189V190H200ZM216 189H217V192H216ZM225 189H226V191H225ZM260 189H262V190H260ZM2 190V189H1ZM0 190V191H1ZM166 190V191H165ZM199 192H198V191ZM203 190L205 191V192H203ZM221 190L223 191L222 193H221ZM259 190V191H258ZM3 191H4V189H3ZM1 192L0 193V195L2 194V193H4V192ZM127 191V190H126ZM149 191V192H150ZM189 191V192H188ZM201 191L203 192V194L201 193ZM226 193H225V192ZM262 191H263V193H262ZM16 192H17V194L19 193L18 191H15V194H16ZM137 192V193H136ZM136 192H134V194H135V196L136 195H138V196H134V198H136V199H138L140 196H141V193L142 192H140L139 190H137V188H136ZM140 192V193H139ZM162 191H161V193H163ZM187 192V193H186ZM216 192V193H215ZM232 192V191H231ZM258 194H257V193ZM261 194H260V193ZM168 193H170V194H168ZM208 193V194H207ZM225 193V194H224ZM230 193V194H229ZM16 194V195H17ZM125 194V195H124ZM191 194V195H190ZM192 194H193V196H192ZM216 194V195H215ZM223 194V195H222ZM263 194V195H262ZM4 195V197H2V199L3 200H5L6 198L7 199H9V197H11V200H10V202L13 200V199H15V200H13V204H9L8 205V207H9V209L11 210L12 209V205H14L13 206V209L15 210V208H17V207H19L18 208V212H16V210L14 211V210H8V212L7 213H4L3 214V212L1 211L0 213H2V214H0V217H2V215L4 216V220H3V217L2 218H0V219H2V220H0V221H4L6 224H4V223H1V225H5L6 226V228L3 226H0V228H1V230H0V241H2L3 243L4 242H6L5 240H7V239H4V238H7L8 236H7V234L9 235L10 234V232H11V230L12 231H14V227H16L17 226V224H18V222L16 223V222H14L15 221V218H16V220H19V215H21L20 214V212L22 213V205H20L19 203L21 202V204H23V202L21 201V200H23V199H21V197H20V202H18L17 200H18V198H19V194L17 195V197H16V195H14V193L12 194L11 193V195L9 194L7 197L5 196V194H3ZM16 197H14V196ZM124 195V196H123ZM185 195V196H184ZM188 196V198H187V196ZM198 195V196H197ZM207 195H211L212 197L213 196H215V197H210L209 198V196L207 197ZM219 195H221V196H219ZM224 195H228L227 196V198H226V196L224 197ZM258 195V196H257ZM126 196V197H125ZM165 196V197H164ZM184 196V197H183ZM192 198H191V197ZM201 196H202V198H201ZM205 196H206V198H205ZM217 196V197H216ZM218 196L221 198L220 200L218 199ZM226 199H224L223 197ZM1 197H0V201H2V203H3V200L1 199ZM12 197H13V199H12ZM130 196L128 195V193L127 192H124L123 191V194H122V199L121 200H124L121 204V210H122V212L124 213V212H126V214L127 213H129V206H128V200L127 199H130L129 198ZM138 197V198H137ZM167 197H169V198H167ZM186 197V198H185ZM196 197V198H195ZM200 197V198H199ZM127 198V199H126ZM169 199V200H167V199ZM194 198V199H193ZM209 198V199H208ZM219 200H217V199ZM254 198V199H253ZM6 199V200H7ZM195 199H196V201H195ZM204 199L206 200V201H204ZM210 199H212L211 201H210ZM216 199V200H215ZM259 199V200H258ZM166 200H167V202H166ZM189 200V201H188ZM253 200V201H252ZM254 200H256V202L254 201ZM258 200V201H257ZM8 201V200H7ZM15 201H17V204H16V202ZM193 201V202H192ZM210 201V203L212 204L211 206L209 205L210 203H207V202H209ZM213 201H218L217 203H220L219 204V206L217 207V203H214ZM263 201V202H262ZM9 202V201H8ZM125 202V203H124ZM182 202L183 203H185L184 204V206L182 205ZM255 202V203H254ZM15 203V204H14ZM255 205H254V204ZM257 203V204H256ZM258 203H259V206H258ZM19 204V206H17ZM126 204V205H125ZM190 204V205H189ZM124 205V206H123ZM196 205V206H195ZM199 205V206H198ZM221 205V206H220ZM261 205V206H260ZM183 206V207H182ZM193 206V207H192ZM208 206H210V207H212L211 209L208 207ZM256 206V210L254 209V207ZM186 207V208H187ZM126 208V209H125ZM183 208V209H182ZM208 209V210H207ZM165 210H167V211H165ZM170 210V211H169ZM201 210V211H200ZM214 210H216V209H214ZM12 213V214H10V212ZM263 211V212H262ZM15 212V213H14ZM170 212V213H169ZM193 212H195L194 214H193ZM205 212V213H204ZM209 212V213H208ZM8 213L10 214L9 216H8ZM16 213H18V215L16 214ZM125 214V213H124ZM168 214H169V216H168ZM193 214V215H192ZM18 216V217H17ZM174 216V217H173ZM177 216V217H176ZM178 216H180V217H178ZM200 216V217H199ZM7 217H9L8 219H6ZM173 217V218H172ZM193 217H194V219H193ZM197 217V218H196ZM208 217V218H207ZM261 217V218H260ZM163 218V217H162ZM166 218H167V220H166ZM172 218V219H171ZM175 218V219H174ZM184 218V219H183ZM208 219H210L209 221H208ZM256 219H254V220H252V221H255ZM261 219V220H260ZM6 220V221H5ZM162 220L163 219H161L160 220V222H162ZM176 221V223H175V221ZM182 220H184L183 222H182ZM172 221V222H171ZM195 221V222H194ZM211 221V222H210ZM251 221V220H250ZM250 221H248L247 223H246V227L248 226V225H250ZM164 222V221H163ZM187 222H186V224H187ZM168 223H170V224H168ZM173 223V224H172ZM181 223V224H180ZM189 223H188V225H189ZM195 223H197V224H195ZM212 223V224H211ZM15 224H16V226H15ZM164 224V223H163ZM205 224H206V226H205ZM248 224V225H247ZM160 225H162L161 223H160ZM183 225V224H182ZM213 225V226H212ZM249 227V226H248ZM262 227H261V229H262ZM13 228V229H12ZM195 229H196V227H194ZM215 228V229H214ZM148 229H153V228H148ZM147 229V232H148V234L149 235H152L153 233H154V229L151 231V230H148ZM208 229V230H207ZM249 229V228H248ZM3 231V233H5V234H3V233H1ZM5 231V232H4ZM8 231V232H7ZM10 231V232H9ZM149 231H151L150 233H149ZM216 233H215V232ZM259 231H260V229H259ZM264 230H262V231H260L259 233L261 234L262 232H263ZM7 232V233H6ZM152 233V234H151ZM209 233V234H208ZM214 233V234H213ZM259 233H257V235L259 234ZM208 235V236H206V235ZM259 234V235H260ZM263 234V236H264V232L262 233ZM6 235V236H5ZM203 235H205V236H203ZM5 236V237H4ZM261 236V239H262V235H260ZM260 236H259V238H260ZM3 237V238H2ZM208 237V238H207ZM210 237V238H209ZM204 238H205V240H204ZM207 238V239H206ZM215 239V241L213 240V239ZM264 238V237H263ZM2 239V240H1ZM4 239V240H3ZM204 240V241H203ZM263 240V239H262ZM171 241V244H170V242H169V244L171 245H169L170 247H172V248H169L172 252H173V250L174 251H176L177 249H179L180 247V243H179V241L178 240H174L173 239V242H172V240H170ZM206 241V242H205ZM211 241V242H210ZM2 242L0 243V248H1V246H3V245H1L2 244ZM199 242H201V243H199ZM242 242H244V244H246L245 243V240L244 239H242ZM241 242V246H242V243ZM178 245H177V244ZM216 243V242H215ZM179 247H177L176 245ZM210 244V245H209ZM213 244V245H212ZM244 244H243V248H242V255L240 254V264H249V262L251 261L250 259H251V254H249V253H247V252H250L249 251V249L246 247V245L244 246ZM204 245V246H203ZM212 245V246H211ZM174 246H175V248H174ZM196 246V248H194ZM198 246V247H197ZM203 247V248H202ZM246 247V248H245ZM177 248V249H176ZM215 248V249H214ZM201 251H200V250ZM203 249V250H202ZM207 249V250H206ZM178 251V250H177ZM176 251V252H177ZM196 251H197V253H196ZM200 252V253H199ZM251 253V252H250ZM247 255H248V257H249V259L248 260H250V261H247ZM218 257V258H217ZM260 257H262L263 259H261V260H263L262 261V263H261V260H260V263L261 264H263V262H264V255L262 254ZM245 258V259H244ZM187 261H188V263H187ZM144 263V262H143Z\"/></svg>",
  "mask_w": 264,
  "mask_h": 264
}]
</instances>
